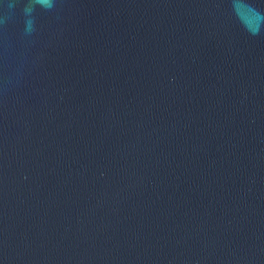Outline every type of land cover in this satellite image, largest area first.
<instances>
[{"label":"water","instance_id":"obj_1","mask_svg":"<svg viewBox=\"0 0 264 264\" xmlns=\"http://www.w3.org/2000/svg\"><path fill=\"white\" fill-rule=\"evenodd\" d=\"M0 264H264V0H0Z\"/></svg>","mask_w":264,"mask_h":264},{"label":"clouds","instance_id":"obj_2","mask_svg":"<svg viewBox=\"0 0 264 264\" xmlns=\"http://www.w3.org/2000/svg\"><path fill=\"white\" fill-rule=\"evenodd\" d=\"M29 10L28 9H25V12L27 13ZM31 22L29 21V26H30Z\"/></svg>","mask_w":264,"mask_h":264}]
</instances>
